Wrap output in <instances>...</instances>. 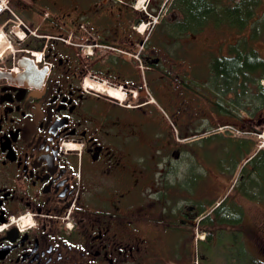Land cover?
Returning <instances> with one entry per match:
<instances>
[{
  "label": "flooded vegetation",
  "instance_id": "1",
  "mask_svg": "<svg viewBox=\"0 0 264 264\" xmlns=\"http://www.w3.org/2000/svg\"><path fill=\"white\" fill-rule=\"evenodd\" d=\"M135 1L0 0V54L16 47L0 56V264L196 255V52L186 65L172 42L196 22L171 0L178 18L151 25ZM41 15L35 62L17 33Z\"/></svg>",
  "mask_w": 264,
  "mask_h": 264
},
{
  "label": "rangeland",
  "instance_id": "2",
  "mask_svg": "<svg viewBox=\"0 0 264 264\" xmlns=\"http://www.w3.org/2000/svg\"><path fill=\"white\" fill-rule=\"evenodd\" d=\"M127 1L129 2V0ZM195 1L196 5H200L202 3V0ZM208 1L209 0H203L204 3ZM231 1L234 2L236 0ZM170 2L171 0H166L164 8L162 7L164 0H144L143 4L146 5L147 10H149V6L152 7L153 13L159 12L162 7L163 9L161 13L163 16H160H162V18H164L165 20H173L178 18L175 14L179 15V13L172 8ZM222 2L226 3L229 2V0H216L214 7L216 6V8L218 9L219 6L217 5H221ZM56 3L57 4H55L53 8L61 6L60 8H63L65 10V8L62 6L68 5V0H56ZM135 3L136 1L134 2V4ZM47 7L49 6L47 5ZM263 8L264 0L261 1V4L258 8V14L261 13ZM52 11L53 10H49L48 13H52ZM42 17L43 15H41L39 18L37 17L40 22H38V20L37 24L35 22V27L30 29L31 34H29V36H26V34L28 35L27 31L17 33L18 38L21 34V37L22 39H25V42L27 41L26 38H28L30 40V45H41V50L36 51V53L39 54L41 51H43V48L48 45V43H46L48 39L45 38L43 41L42 36L52 34V31L48 29V25H46L44 22H41ZM159 19L160 17L157 18V20ZM232 30L226 24H222L215 27L206 26L202 31L196 32V38L186 37L185 39L180 40V45L176 44L178 49L180 48L179 52H181L182 56L185 57L184 59L186 65L188 63V59L192 60V54L196 52V62L197 65H199L198 67L196 65V74H199L200 78V91L208 97L210 96L214 101L216 99V95L210 91V88L209 90H206V86H202L204 85L205 81L206 84L208 83L207 79L205 81H202L204 78L207 77V73L204 70L203 65L206 63L208 64V59L210 57L209 52L218 55L225 54L227 53L229 44L232 42H236L241 37V34L237 32L234 33ZM1 32L7 37L10 43L9 37L7 36L6 32L2 30ZM260 34L262 35V32H260ZM65 41L66 40H64V43ZM258 42L264 43V37H261L259 40L253 43V45L255 44L257 46ZM14 48L16 47L15 44L12 42L10 43L9 48L2 47L3 51L0 56L2 57L4 56V54H12ZM258 49L261 50L262 54L264 55V47L262 49L258 47ZM24 50L30 51L31 48L29 46H24ZM223 87L224 86H222V89H225V87ZM203 89L206 91H204ZM232 93L233 92H227L225 94V98H233ZM195 109L196 136L197 134H205V131H207L205 135H208L209 133L211 134L214 131L221 132L218 133L221 136L214 143H210L209 140H205L204 142H199V140H196V145L192 144V147L196 146V198L203 194H209V196L211 197L214 196L213 200L215 198L216 201L220 200L221 198L224 200V189L228 188L229 191L230 187L236 183L235 186L231 188L232 190H230L229 194L233 195V197H228H230L229 201L231 200L235 202V207L239 206L242 209V213H244V220L241 228H233L232 224H230L229 227L227 226V229H217V227L214 225L213 228L217 230L208 244L209 248H207V245L202 244V242V245L200 244L199 239H201L202 236L204 237L205 234L204 232H201L203 229H198V231L196 232V255H194L193 258L196 257V264H246L247 259L253 258L254 255L257 257L258 260L260 259L264 262V249H261V253L259 251V256L258 250H255L254 248L256 242L260 245H262V242L264 244V198L261 197L259 200L258 198H249L241 194L237 187L239 175L238 172L245 161V156L238 159V163H236V165L234 166L233 171L230 172L231 175L223 174V172L227 170L223 167L224 164L219 169H216V159L217 157L222 156L217 153H223L224 150L230 149L228 143L229 141L227 140L229 136L234 138L250 137L253 140L254 147L256 149H258L259 147L264 148L262 147L264 146V125H256L258 120L256 122L253 121L252 126H254L255 129H253L252 132H243L237 130L236 128H230V126L220 125L222 123H231L236 126H239L240 124L238 122L239 119L234 120L232 119L233 117H225V115L217 113L212 107V103L209 102L208 98H206L202 94H196ZM239 115L243 117L245 122L250 117V115L247 114V112L243 109L239 110ZM209 138V136L206 137V139ZM205 142H207V144H205ZM207 151L208 153L204 154ZM203 155L210 158L206 159ZM227 164L230 166L228 162ZM200 172L203 173V176L201 178L200 176H198ZM188 175L189 171L186 173V182L189 181ZM236 201L238 206L236 204ZM227 205L233 210V205L229 203ZM207 210H209V207L207 208ZM244 225L246 226V228H244Z\"/></svg>",
  "mask_w": 264,
  "mask_h": 264
},
{
  "label": "trees",
  "instance_id": "3",
  "mask_svg": "<svg viewBox=\"0 0 264 264\" xmlns=\"http://www.w3.org/2000/svg\"><path fill=\"white\" fill-rule=\"evenodd\" d=\"M181 1L188 12L187 20L189 21L187 22H196V25L193 23L182 25L179 28L181 29L180 35L175 36L178 41L186 36L188 30L200 32L209 25L215 27L226 24L231 30L233 29L234 33L241 34L236 42L229 44L227 53L218 55L209 52V63L203 67L207 77L202 81L207 79L208 83L206 84L205 81L202 86H206V90L210 88V91L216 95L215 101L200 91L199 74H196V94H202L208 98L217 113L231 114L234 118L239 119L240 126H245L248 130L254 128L253 121L258 120L256 125H262L264 123V86L260 80L264 78V55L258 47L262 49L264 43L258 42L257 46L253 45L261 37H264V9L258 14L262 0H236L234 2L229 0V2L217 5L218 9L216 6L214 7L216 0H209L205 3L202 0L200 5H196L195 0ZM259 31L262 32V35ZM222 86L225 89H222ZM227 92H233V98H225ZM241 109L250 115L246 122L239 115ZM220 136H212L206 141L214 143ZM227 140L230 149L224 150L223 153H217L222 155L217 157L218 167L220 168L223 163L228 162L230 164L228 168H234L238 159L251 156L240 170L237 187L241 194L249 198H264V148L256 150L252 155L255 148L250 137L234 138L229 136ZM198 176L201 178L203 173L200 172ZM211 202L210 199L207 200L201 196L196 203V216L203 215L199 217L198 226L205 232L204 239L199 242L207 245V248H209L208 244L214 235V225L217 227L221 223H228L229 226L232 224L233 228H241L243 223L242 209L237 203L238 207H235L234 201L224 200L213 207L210 213L205 214L206 207ZM228 203L234 206L233 210L227 205ZM244 228H246L245 225ZM259 246L263 247V242ZM246 264H264V262L249 258Z\"/></svg>",
  "mask_w": 264,
  "mask_h": 264
},
{
  "label": "water",
  "instance_id": "4",
  "mask_svg": "<svg viewBox=\"0 0 264 264\" xmlns=\"http://www.w3.org/2000/svg\"><path fill=\"white\" fill-rule=\"evenodd\" d=\"M30 62L31 61L29 59H27L25 57H22V59H20L18 61V64H19L20 67H24L26 69H30V68L33 67V65ZM0 76H1V74H0Z\"/></svg>",
  "mask_w": 264,
  "mask_h": 264
},
{
  "label": "bare ground",
  "instance_id": "5",
  "mask_svg": "<svg viewBox=\"0 0 264 264\" xmlns=\"http://www.w3.org/2000/svg\"><path fill=\"white\" fill-rule=\"evenodd\" d=\"M142 1H143V0H138V2H137V3H138V4H140Z\"/></svg>",
  "mask_w": 264,
  "mask_h": 264
}]
</instances>
